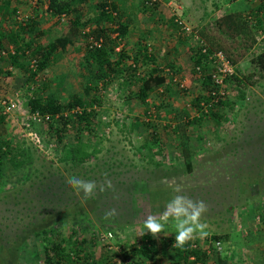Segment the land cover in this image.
Wrapping results in <instances>:
<instances>
[{"label": "rangeland", "instance_id": "374dc122", "mask_svg": "<svg viewBox=\"0 0 264 264\" xmlns=\"http://www.w3.org/2000/svg\"><path fill=\"white\" fill-rule=\"evenodd\" d=\"M33 1L13 0L14 6L29 8L37 6ZM98 1L82 6L77 24L72 13L57 18L37 10V15L41 13L37 29L43 34L36 41L43 45L67 36L68 42L63 49L55 47L53 60H48L30 89L19 71L5 73L0 58V262L5 254L7 264H45V238L40 233L45 228L51 238L57 233L65 248H69L70 240H77L88 255L87 264H122L123 251L134 264H178L168 244H159L163 255L151 258L131 251L140 243L144 218L149 214L159 216L178 192L203 200L208 209L201 219L209 235L194 239L188 249L194 244L208 247L210 236L217 235L220 248L226 246L237 252L236 245L247 242L249 228L264 230V221L250 225L245 220L264 212V69L254 59L261 48L259 34L228 38L213 26V21L232 8L245 10L243 1L157 0L153 7L140 6L141 0H108L116 2L113 7L121 22H128L127 35L113 52L121 49L128 56L125 63H129L137 54L135 37L145 31L141 34L145 46L164 73L165 83L153 86L143 103L134 97L138 83L130 84L129 93L119 81L104 87L100 82L93 85L89 79L81 32H90L95 18L101 25H110L101 15ZM20 10L18 7L17 19ZM30 16L34 17L33 12ZM171 17L188 32L171 26ZM0 26L6 33L3 23ZM194 35L207 48L220 49L232 61L233 75L224 84L222 100L227 104L218 109V123L203 119L201 125L185 127L187 146L195 152L192 168L185 172L182 149L172 126L181 121L184 110L195 116L192 100L204 93L202 72L193 69L192 55L198 46ZM178 37L183 41L176 45ZM2 41H6L5 36ZM137 64L139 75L149 69L139 58ZM85 86L88 89L84 90ZM34 94L51 95L57 103L71 94L94 102L91 107L96 116L91 132L73 130L64 133L57 143L47 123L33 119L27 108V98ZM8 101L15 104L11 111H5L2 105ZM32 132L40 139L37 145L27 136ZM86 137L97 149L89 161L71 167L57 160L63 144ZM6 144L9 148L5 152ZM73 176L96 183L95 194L87 201L67 184ZM108 180L112 189L100 192V186ZM112 208L117 215L104 219L105 211ZM105 231L112 233L105 242L112 245L110 250L98 240ZM145 235L155 242L167 237L175 241L171 226L155 239L151 233ZM201 264H208L207 258Z\"/></svg>", "mask_w": 264, "mask_h": 264}, {"label": "trees", "instance_id": "16d2710c", "mask_svg": "<svg viewBox=\"0 0 264 264\" xmlns=\"http://www.w3.org/2000/svg\"><path fill=\"white\" fill-rule=\"evenodd\" d=\"M90 1L92 0H34L32 4L37 5L34 7H38L41 13L47 12L57 18H62L72 13L74 14L73 23L77 24L78 18L80 19V17H82V6ZM242 1L245 5V10L232 8L213 21V26L228 38L242 35L249 37L250 35L257 34L260 36L261 33H264V0ZM115 3L108 0H99L97 3V6L101 8V15H103V18H105L110 25H101L97 18H95L93 20L95 26L91 31L81 32L80 36L83 37V40L85 39V48L88 55L84 56V66L88 70L89 79H92L90 81L93 85L100 82L105 87L113 81H119L120 87L125 86L130 93L128 88L130 84L138 83L134 97H136L140 103H143L144 99L147 97V93L151 91L153 86L159 87L165 83V76L164 73L161 72V68L157 66L158 64L155 63L153 55L148 52L145 46L144 36L141 35L145 31H142L143 33L140 32L139 35L135 37L138 48H136L137 54L131 58L129 63H125L128 56L121 49L118 50L117 53L113 52L116 45L119 44V41L127 35L126 23H128L127 21L121 22L119 14L115 10L116 8L113 7L116 6ZM14 4L13 0H0V25L3 23L7 28L6 33H3L0 26V58L2 59V68L5 73L9 74L10 70L19 71L24 77L26 88L30 89L31 83L36 81L38 73L49 64L48 60H53L56 50L55 47L57 48V45H60L59 48L63 49L66 42H68V37L63 36L53 42L43 45L39 44L36 40L40 34H43V30L37 29V24L40 20L39 15L35 14L37 16L33 18L26 16L17 19L19 11ZM146 4L154 7L157 5V0L140 1V6H145ZM43 5L45 9H42ZM105 6H109L110 9ZM169 23L171 26L175 27V29L181 30V24L179 25L180 22L178 23L174 17L169 19ZM111 24L114 25V28L110 27L113 26ZM3 36L6 38L5 42L2 41ZM89 36L94 40H101L99 47H89L87 41ZM182 41L183 38L178 37L176 45L179 43L181 44ZM259 45L261 47L260 52L254 59L257 65L264 69V40H261ZM212 49L213 48L208 47L206 53H201L200 47L197 46L196 53L192 55L193 69L197 66L199 68V74L202 72L200 81L204 90L201 96H197L192 100V106L196 111L195 116L190 117L184 110L182 119L178 118L181 121L176 124L174 123L172 126L173 132L176 138H178L179 145L182 149V165L185 172H190L192 168L191 160L195 155V152L190 150L187 146L188 138L185 134L186 125H201L203 119L218 123L221 119V114H219L218 109L227 104V102L222 100L225 93L224 84L233 74L225 77L220 87L212 82L211 73L214 70L210 61L207 60V54ZM138 58L141 60L142 64L144 63L149 67L143 75L136 73ZM230 62L232 63L231 60ZM167 65L169 67L171 66L169 63ZM236 84H239L238 80ZM83 89L86 90L88 88L85 86ZM129 93L128 95H130ZM199 101L202 102L201 106L199 105ZM92 103L91 101L82 100L75 94L69 95L63 103H57L55 98L51 95L37 96L36 94L29 96L26 101L27 108L31 113L36 112L48 117L47 120L44 121L53 133L57 143L60 142L61 136L64 133L73 130L79 133L91 132L92 121L94 116H96L95 108L91 107ZM76 107L79 108V111L71 112V110ZM2 121L3 115L0 114V123ZM135 122L136 121L132 122V126L135 125ZM151 135L152 139L156 141L155 134L152 133ZM195 138L199 139V136ZM87 139L86 137L83 141L75 140L69 144H63L57 160L63 165H69L71 167L82 165L89 161L90 158L94 157L97 149L91 146ZM8 148L9 145L6 144L4 146V151L6 152ZM50 231H52V229H50ZM73 232H71V234H74ZM40 233L44 234L43 237L45 238L42 246L45 264H66L69 262L73 264H87L86 257L88 255L83 253L81 247L77 244V240H70L69 245L72 246L68 245L69 248H65L62 245L64 241L58 238L59 236L56 235L57 233L52 238L49 237L51 235L45 228H42ZM140 239L138 246L131 249V251L133 254L145 258H151L157 254L163 255L160 251L159 244H168L172 247L175 243V241H173L174 239L171 237L160 239L159 242H155L147 235L141 236ZM210 240L220 241V237L213 235L210 236ZM172 249L175 252V259L185 264H195L194 261L202 263L203 260L206 259L204 251L196 250L195 248L188 249V245L183 250L177 248ZM123 252V257H127L128 253L125 251ZM189 256H194V261L186 260ZM2 258L4 260L1 261L0 264H7L9 261L7 256L4 254ZM5 258L7 260H5Z\"/></svg>", "mask_w": 264, "mask_h": 264}, {"label": "clouds", "instance_id": "9594fccd", "mask_svg": "<svg viewBox=\"0 0 264 264\" xmlns=\"http://www.w3.org/2000/svg\"><path fill=\"white\" fill-rule=\"evenodd\" d=\"M67 184L75 190L76 195L87 201L96 191L97 185L94 181H85L84 179L73 176L67 179ZM112 189L110 180L105 185L100 186L99 191ZM207 204L203 200H194L186 194L179 193L170 199L164 210L156 215H147L143 220V231L151 233L155 239L159 234L165 231L166 226H171L175 232V243L172 248L183 250L194 239H203L209 235L207 225L202 222V216L207 212ZM117 215L115 208L105 211L103 218L111 219Z\"/></svg>", "mask_w": 264, "mask_h": 264}, {"label": "crops", "instance_id": "0c3cea01", "mask_svg": "<svg viewBox=\"0 0 264 264\" xmlns=\"http://www.w3.org/2000/svg\"><path fill=\"white\" fill-rule=\"evenodd\" d=\"M18 7L21 9L20 17H26V16L32 17L30 16L32 12H33V16H36L35 14H37V12L40 11L39 8L36 9V7L34 8V6H31L30 8L28 6H18ZM42 9H45L44 5L42 6ZM254 216L255 215L253 214L251 218L245 217V220H247V222L250 225H252L253 222L255 223ZM249 229L247 231L248 232L247 242H245V244L240 243V245H236V250L238 253L234 252V250L233 251L229 250L228 248H226V246L223 249L220 248L219 250H216L212 247L211 245L212 243H210V246L208 247L207 246L201 247L198 246V244H195L194 248L196 250H202L205 252L206 258L208 260V264H223V263L224 264H264V230L255 231ZM193 258L194 256H189L187 257L186 260L194 261ZM194 262L195 264H201V262L199 261H194ZM177 263L185 264L182 263L181 261H177Z\"/></svg>", "mask_w": 264, "mask_h": 264}, {"label": "built area", "instance_id": "2783aa9c", "mask_svg": "<svg viewBox=\"0 0 264 264\" xmlns=\"http://www.w3.org/2000/svg\"><path fill=\"white\" fill-rule=\"evenodd\" d=\"M152 1V0H151ZM62 17V16H60ZM181 30L184 32H188V28L186 26H182L181 25ZM260 41L264 40V33L260 34ZM195 39H198V46L200 47V52L201 53H206V50L208 49L206 47V45L202 42V40H200L196 35H194ZM89 47L90 46H94V47H99L101 40L100 39H92V37H88L87 39ZM3 53V52H1ZM207 60L210 61L211 66L213 68V72L211 73V79L212 82L215 83L217 86H221L222 85V81L225 77L230 76L233 74V65L230 62V60L228 59V57L220 50V49H212L210 50V52L207 54ZM196 72L199 74V68L196 66L195 67ZM166 74L168 73L167 69H165ZM181 86V85H180ZM220 94L222 95V93L220 92ZM2 105L4 106L5 111H11L14 107L15 104L11 101L8 102H2ZM79 109L76 108L74 110V112H78ZM31 116L33 119H37V120H47V116L46 115H39L38 113L34 112L31 113ZM27 136H29V139L33 142V144L37 145L40 142L39 137L35 134V133H27ZM254 220L256 223H261L264 221V215L263 212L259 213L257 215L254 216ZM98 240L101 242H103L104 244H106L105 242L108 241L111 237H112V233L109 231H105L102 234H100L98 236ZM212 247L216 250H219L220 248V242L219 241H212L211 242ZM108 250L112 249V245L106 244L105 246ZM192 247H195V244L192 245ZM66 264H73L72 262L66 263ZM122 264H133L131 262V258L130 257H123L122 258Z\"/></svg>", "mask_w": 264, "mask_h": 264}]
</instances>
